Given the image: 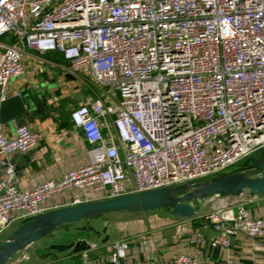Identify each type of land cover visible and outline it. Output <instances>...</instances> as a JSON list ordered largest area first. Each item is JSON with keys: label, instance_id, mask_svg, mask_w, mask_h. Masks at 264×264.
Wrapping results in <instances>:
<instances>
[{"label": "built area", "instance_id": "1", "mask_svg": "<svg viewBox=\"0 0 264 264\" xmlns=\"http://www.w3.org/2000/svg\"><path fill=\"white\" fill-rule=\"evenodd\" d=\"M26 49L59 53L101 93L70 114L89 161L28 190L9 158L35 149L38 134L19 125L8 137L0 121V234L45 214L65 190L75 191L76 206L198 184L264 148V0H0V103L25 73ZM246 204L207 216L221 234L212 248L236 234L264 240V216ZM192 242V253L150 263L127 260L120 242L105 261L249 264L209 262L203 236ZM81 264L94 263L84 253Z\"/></svg>", "mask_w": 264, "mask_h": 264}, {"label": "crops", "instance_id": "2", "mask_svg": "<svg viewBox=\"0 0 264 264\" xmlns=\"http://www.w3.org/2000/svg\"><path fill=\"white\" fill-rule=\"evenodd\" d=\"M22 62L25 73L10 81L9 94L21 96L26 112L19 119L3 124V132L12 137L17 126L26 125L38 134L35 149L9 158L19 187L28 190L38 182L58 179L65 171L89 161L90 147L81 131L73 126L70 114L89 104L101 91L88 77L73 74L59 53L41 55L26 49ZM74 195L73 190L56 194L45 203V213L71 207ZM239 199L247 201L246 209L251 216H264V195L250 196L247 191L241 196L205 198L194 204L198 211L185 220L175 219L164 208L107 213L56 228L51 237L22 249L6 264H81L84 253L91 263L108 264L105 258L120 242L127 243V260L169 261L197 248L198 244L192 242L196 233L207 242L202 247L204 260L264 264V240L236 234L229 239L227 247L219 245L214 249L209 244L221 234L208 223L207 216L218 211H234ZM25 222L13 221L0 234V245ZM53 237L56 240L50 239ZM52 245L72 247L57 251L51 249Z\"/></svg>", "mask_w": 264, "mask_h": 264}, {"label": "water", "instance_id": "3", "mask_svg": "<svg viewBox=\"0 0 264 264\" xmlns=\"http://www.w3.org/2000/svg\"><path fill=\"white\" fill-rule=\"evenodd\" d=\"M26 112L20 95L10 96L0 103L2 124L19 119ZM258 152V153H257ZM242 164L247 172L224 173L206 182L161 188L121 197L94 201L47 212L26 221L0 245V264H6L16 253L29 245L50 237L56 228H64L80 220L121 211H147L169 208L177 220L194 215L195 203L213 196H239L245 191L250 196L264 195V148ZM71 245H52L51 249L64 251Z\"/></svg>", "mask_w": 264, "mask_h": 264}, {"label": "rangeland", "instance_id": "4", "mask_svg": "<svg viewBox=\"0 0 264 264\" xmlns=\"http://www.w3.org/2000/svg\"><path fill=\"white\" fill-rule=\"evenodd\" d=\"M258 153V152H257ZM254 155V154H253ZM253 155H251V156H253ZM251 156H249V157H247V158H245L244 160H242V161H240L234 168H232V169H230V170H228L226 173H233V172H247V173H250V170H248V169H242V164H244L246 161H247V159H249ZM212 178H215L214 176H209V177H205V178H202V179H200L199 181H198V183H203V182H206V181H208V180H210V179H212ZM170 211V209L169 208H164V211ZM81 221V220H80ZM82 221H84V220H82ZM51 237V236H50ZM51 240H56V237H53V238H50ZM60 238H58L57 237V240H59Z\"/></svg>", "mask_w": 264, "mask_h": 264}]
</instances>
